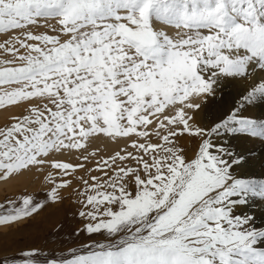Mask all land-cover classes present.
Here are the masks:
<instances>
[{"label": "snow or ice", "instance_id": "6c2138e0", "mask_svg": "<svg viewBox=\"0 0 264 264\" xmlns=\"http://www.w3.org/2000/svg\"><path fill=\"white\" fill-rule=\"evenodd\" d=\"M222 78L253 84L202 125ZM257 101L264 0H0V109H22L0 125V180L50 168L53 203L79 180L84 230L103 237L42 264H264V223L247 214L250 199L264 200V179L245 178L249 160L226 146L264 140V119L248 107ZM101 136L125 147L94 168L56 158L89 161ZM185 137L197 141L191 158ZM44 207L10 199L0 226Z\"/></svg>", "mask_w": 264, "mask_h": 264}, {"label": "rangeland", "instance_id": "374dc122", "mask_svg": "<svg viewBox=\"0 0 264 264\" xmlns=\"http://www.w3.org/2000/svg\"><path fill=\"white\" fill-rule=\"evenodd\" d=\"M40 30L43 31V28L41 27ZM21 111V108L16 107H9L7 110L0 109V125H4L11 116L20 114ZM210 111V116L202 115L204 119L200 114V122L208 123L219 114L213 107ZM152 142H157L154 137ZM222 142L226 143L224 140L220 141ZM180 143L187 156L191 158L196 150L197 141L185 137ZM123 147L125 144L109 150L104 145L97 147L96 143L91 141L87 151L94 152L95 156L90 157L89 161L79 160L80 154L75 152L71 156L67 152L63 155L56 154V158L73 163L82 162L86 167L94 168L98 160L113 155ZM50 170L47 167L33 168L31 171L13 174L7 180H0V204H6L8 200L16 199L21 195H31L35 201L45 203V207L38 214L15 222L11 226H0V264H3L5 258L11 261L14 257L19 258L22 251L33 249L39 253L38 258L42 264L45 257L69 256L71 249H80L84 244L103 239L99 234L89 237L84 230V225L88 221L78 214L83 210L82 205L77 202L80 199L77 193L82 189V183L79 180L73 178L71 189L60 190L62 202L53 203L46 199L51 185L45 177ZM77 175L88 178V173L81 170H78ZM91 175H101V173L93 172ZM68 178L65 177V179ZM56 179L58 182L60 178Z\"/></svg>", "mask_w": 264, "mask_h": 264}, {"label": "bare ground", "instance_id": "6f19581e", "mask_svg": "<svg viewBox=\"0 0 264 264\" xmlns=\"http://www.w3.org/2000/svg\"><path fill=\"white\" fill-rule=\"evenodd\" d=\"M257 71L259 72V69H257ZM252 84V78H229L227 81L221 79L217 86L215 97L210 98L212 102L203 112L200 113L201 116H210V110L212 107L220 114L221 112L227 111L235 106L236 100H238L240 95L250 88ZM248 107L252 118L264 119V102L257 101L255 104L249 105ZM200 114L197 117L199 121L201 120ZM202 119H204L203 116ZM202 124L207 125L208 123L203 122ZM227 139L228 138H225L224 141L226 142ZM92 142L96 143L97 147L104 145L105 148H108L109 150L120 144L124 145V142L117 144L115 141L102 136L93 139ZM226 146L229 147L234 154L242 155L244 159L249 160L250 163L248 167L243 171V176L245 178L264 179V140L252 137H240L232 139L230 143L226 144ZM236 172L240 173L241 170L236 169ZM247 214L255 216V222L257 225L264 223V200H261L259 197L254 198V201L253 199H250Z\"/></svg>", "mask_w": 264, "mask_h": 264}]
</instances>
